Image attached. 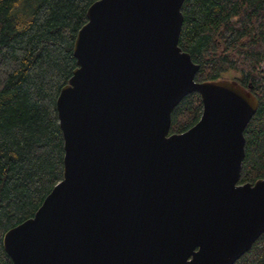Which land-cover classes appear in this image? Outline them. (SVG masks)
I'll list each match as a JSON object with an SVG mask.
<instances>
[{
	"label": "water",
	"instance_id": "obj_1",
	"mask_svg": "<svg viewBox=\"0 0 264 264\" xmlns=\"http://www.w3.org/2000/svg\"><path fill=\"white\" fill-rule=\"evenodd\" d=\"M184 0H93L56 96L62 177L8 228L0 264H232L264 231V177L237 182L258 99L195 80L178 45ZM196 91L197 121L169 132Z\"/></svg>",
	"mask_w": 264,
	"mask_h": 264
},
{
	"label": "trees",
	"instance_id": "obj_2",
	"mask_svg": "<svg viewBox=\"0 0 264 264\" xmlns=\"http://www.w3.org/2000/svg\"><path fill=\"white\" fill-rule=\"evenodd\" d=\"M93 0H0V261L2 236L31 216L61 179L63 136L55 100L76 66L73 41ZM178 45L199 65L195 80L251 83L257 107L246 123L237 182L264 177V0H184ZM199 94L172 108L169 132L201 114ZM232 264H264V231Z\"/></svg>",
	"mask_w": 264,
	"mask_h": 264
},
{
	"label": "rangeland",
	"instance_id": "obj_3",
	"mask_svg": "<svg viewBox=\"0 0 264 264\" xmlns=\"http://www.w3.org/2000/svg\"><path fill=\"white\" fill-rule=\"evenodd\" d=\"M263 65H264V63H263ZM233 74H234L233 72H227V73L225 74V77H227V78H231Z\"/></svg>",
	"mask_w": 264,
	"mask_h": 264
}]
</instances>
